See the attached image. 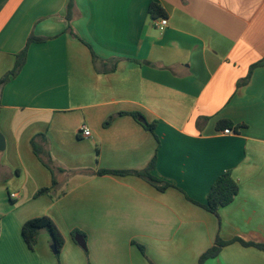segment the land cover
<instances>
[{
    "label": "crops",
    "instance_id": "0c3cea01",
    "mask_svg": "<svg viewBox=\"0 0 264 264\" xmlns=\"http://www.w3.org/2000/svg\"><path fill=\"white\" fill-rule=\"evenodd\" d=\"M68 1L0 0V78L31 36L44 39L0 88V264H198L217 235L264 243V65L242 83L264 59V0H73L69 22ZM119 112L141 113L154 135L126 114L103 127ZM220 120L244 127L223 134ZM33 138L56 169L55 200L34 197L52 174ZM154 156L162 192L97 173L141 171ZM225 172L238 193L215 216L200 205ZM40 216L64 238L58 258L45 232L33 250L22 238ZM204 264H264V252L233 242Z\"/></svg>",
    "mask_w": 264,
    "mask_h": 264
},
{
    "label": "trees",
    "instance_id": "16d2710c",
    "mask_svg": "<svg viewBox=\"0 0 264 264\" xmlns=\"http://www.w3.org/2000/svg\"><path fill=\"white\" fill-rule=\"evenodd\" d=\"M73 0H69L66 6V20L69 22L72 17V11H73ZM148 13L153 19L165 17L166 13L164 9L161 7L160 4L152 2L149 7H148ZM67 30L71 32V34L74 37H77L70 28V25H68ZM43 38H37L31 36L27 40V44L25 48L16 55L15 62L13 65V68L6 73L3 77L0 78V88L2 85H4L10 77H14L17 75V73L20 71L21 67L25 63V58H26V49L27 46L31 42H41L43 41ZM92 58L93 62L97 61V57L92 53ZM260 65H264V59L258 62L257 64L251 66L249 73L247 77L242 81V83H246L250 77L251 71ZM114 68L112 67L111 70ZM126 114L131 116L135 121H137L143 128L146 130L150 131L154 135V128H155V123H149L145 117L139 113V112H119L115 115L110 116L107 120L103 122V127L108 126L111 121L114 119L115 116L117 115H122ZM244 127L243 124H233L229 120H220L216 124V128L220 130L224 129H230L234 133H237L240 128ZM39 138L40 141H45L46 138L44 135L40 134L36 136ZM35 137V138H36ZM35 138L31 140V146L34 154L37 156V158L41 161V163L46 166L52 174V184L50 187L46 188H41L38 190L35 194L34 197H39L41 195H48L51 199L55 200L59 198L60 196L55 195V187H56V181L54 179V171L56 170L51 166V159L50 155L43 149L42 146L38 145L35 142ZM44 156V157H43ZM155 165V156L151 159L149 164L146 166L145 169L141 171H115V170H99L97 173L98 174H115V175H135L139 178H142L149 184H151L153 187H155L158 191H164L167 187H169V184L164 183L157 178H155L152 175V171L154 169ZM57 171L63 172V169H59ZM238 193V186L236 182L231 178L230 173L225 172L219 177L215 179V181L211 184L207 195H206V201L204 204H201L200 206L204 208L206 211L210 212L211 214L218 216V210L221 207L229 205L235 196ZM41 232H45L49 236L50 244L55 247L56 253L55 256L58 258L59 252L61 248L64 245V238L59 232L58 228L54 224V222L47 216H40V217H34L31 219L26 220L22 226H21V235L22 238L27 245V247L30 250H33L36 243H37V238ZM71 236L75 243H77L85 253H87V246H86V237L85 234L80 232L79 230H73L71 232ZM80 236L82 237V240L79 242L76 237ZM233 242H238L240 245L245 246V247H254L257 248L258 250H261L264 252V243H255V242H249V241H244L239 237H234L230 240H223L219 235L215 237V240L213 242V245L206 249L203 253L198 258V264H204L206 260L215 258L222 247L233 243ZM140 253L143 256L145 255V250L144 247L140 244L134 243ZM149 264H153L151 261H148Z\"/></svg>",
    "mask_w": 264,
    "mask_h": 264
},
{
    "label": "built area",
    "instance_id": "2783aa9c",
    "mask_svg": "<svg viewBox=\"0 0 264 264\" xmlns=\"http://www.w3.org/2000/svg\"><path fill=\"white\" fill-rule=\"evenodd\" d=\"M154 25L159 31H162L167 26V20L164 17L157 18L154 22ZM80 133L84 137H87L90 135V131L86 126L80 127ZM231 133H233V131L230 129L223 130V134H231ZM15 196H16L15 194H11V197H15Z\"/></svg>",
    "mask_w": 264,
    "mask_h": 264
},
{
    "label": "water",
    "instance_id": "95a60500",
    "mask_svg": "<svg viewBox=\"0 0 264 264\" xmlns=\"http://www.w3.org/2000/svg\"><path fill=\"white\" fill-rule=\"evenodd\" d=\"M3 149H4V140H3V137L0 134V151H2ZM76 239L79 242L81 241V239H79L78 237H76ZM51 249H52L53 253H56L55 247L53 245L51 246Z\"/></svg>",
    "mask_w": 264,
    "mask_h": 264
},
{
    "label": "rangeland",
    "instance_id": "374dc122",
    "mask_svg": "<svg viewBox=\"0 0 264 264\" xmlns=\"http://www.w3.org/2000/svg\"><path fill=\"white\" fill-rule=\"evenodd\" d=\"M52 246V245H51ZM51 246H50V248H51ZM51 251H52V249H51ZM53 252V251H52Z\"/></svg>",
    "mask_w": 264,
    "mask_h": 264
}]
</instances>
